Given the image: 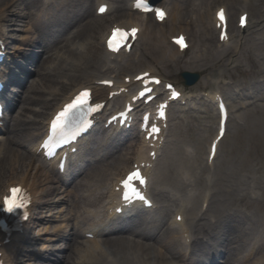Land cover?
Listing matches in <instances>:
<instances>
[{"label":"rangeland","instance_id":"obj_1","mask_svg":"<svg viewBox=\"0 0 264 264\" xmlns=\"http://www.w3.org/2000/svg\"><path fill=\"white\" fill-rule=\"evenodd\" d=\"M195 1L196 0L180 1L183 9V19L181 22L173 21L172 26L170 23L171 20L167 21L163 25L156 24L157 26L163 27L169 34L172 32L175 33L181 28H184L189 32V35L193 41V47L184 56H180L175 62L171 60L170 56H165L166 51L172 50V48L168 44L170 43V41L167 37L164 40V44L157 36L152 39L151 45L157 46L155 50H152V46L147 45L148 40L146 37L142 36L139 43V48H146L144 54L150 53L156 58L157 56L155 52L160 55L161 59L159 60L157 58V60L161 61L160 63H158V65L160 66V71L167 77H172L177 81H181L179 72L183 70L199 71L202 74L201 81L197 85L185 86L187 91L192 94V103L196 107L186 106V109L184 110H182V108L173 107L171 111V117L173 116V120H171V122H176V126L178 127V129L173 128L171 124L169 139L170 141H172L170 143H174L177 145L178 155L182 154L184 146H187V149L190 151L204 150V145L202 148L198 146L197 139L199 144L201 145V137H204L207 133L205 126H210L212 120H214V117L211 118L204 112H202L205 103L203 92L204 90L215 88V85L213 84L215 80L222 77L226 78V84L223 85L221 83L220 87L225 91V95L227 96V98H230L232 117L229 122L228 135L225 138L220 150L221 153L217 162V173H215L217 183L222 185V187L215 186L214 188L217 192V195L213 207V213L218 217L219 221L218 224L210 226V229L214 230L216 233V237L211 240L212 244L198 246L195 249L196 253L193 260L202 258L203 253H207L208 251H212L213 253L217 247L219 248L218 244L220 243V240L218 239V237H220L222 233L226 234V237L230 234L231 236L242 234V232L238 228H235V226L236 224L238 226H243L245 216H242V218L235 217L232 215L234 211H238L243 207L251 209L255 215H258V217L261 218L262 222L259 223V225L261 227H264V202H261V199L264 200V46L261 47L255 45L258 40L264 39V30L256 32V29L253 30V27L247 29L245 31V34H248L249 36L247 45L243 51V55H241L240 53L239 55L235 56V59L239 60L240 65L235 68L233 67L235 62H233V65L231 64L226 67L225 60L226 63H228L230 62L231 57L227 56L228 53H226L225 55H223L222 61L218 62L217 49L219 47L217 33H214L213 31L210 32L208 28H206L208 30L206 34H210L207 38H203V33H205V30L203 29L204 23L201 20L198 22V19H196L200 15V7L191 8ZM206 1L209 4L208 7L211 12L214 10L215 6L218 3L224 2L229 9L231 17L232 13H234L233 18L235 24L239 7L241 6V4H243L244 0H240V4H235L232 0H202V4L204 7H206V4L204 5V2ZM80 3H82L81 6L85 5V7H89V9L91 8V0H75V2H72V0H57L56 3L51 7L53 15V19L51 22L52 25L42 27L44 24L38 22L37 18L34 17L36 24L34 26L32 25L33 30L32 34H30L31 37L35 38L34 40L36 41L45 40V44H47V42L50 43L58 38L59 34L56 32V30L64 29L65 24L71 22L73 16L75 15L76 5L79 4L80 6ZM257 3L261 8L263 1L261 2L260 0H247V8L251 11L253 19H255L254 6H256ZM4 5L5 0H1L0 8H2ZM31 5L40 7V0H26L19 5H16V3H14V5L11 4V6L9 7V11L7 10L9 12L8 17L10 18H12L10 16V13H12L13 11H15L13 13H19V15L23 16H15V21L13 23L11 22V25L8 21L6 22L10 34L17 38L15 40L11 39V46L19 42L18 38L24 37L26 35L25 29L27 28L28 23L31 20L28 15V6ZM169 5L172 6V4ZM202 10H204V8ZM188 15H194V24L202 25L201 31L203 33H200L203 35V37L197 35L196 29L188 24V20L192 21V17H189ZM127 17H129V12L127 10H123L117 14H114L112 18H107L106 24L102 26L104 27L102 31H106L108 29V25H110L114 19L119 20ZM34 18L32 20H34ZM88 19L89 18H87V20ZM148 21L149 23L153 24L151 17L148 19ZM207 21H209V19L206 18L205 22L207 23ZM206 25L208 27L209 23H207ZM74 30L75 28L72 30V32ZM236 32L237 31H235L234 33ZM50 33H52V36H48ZM96 33L97 32H88L78 37L83 39L93 38L94 40L87 53L82 56L77 55L78 57H75L76 59H80L81 61L85 62L86 60H88L90 54L96 55L97 51L104 52L102 45L99 44V34ZM32 45H34L35 48H38L41 44L34 43ZM139 48L138 51L140 53ZM133 58L134 55H131L130 59L133 60ZM215 61L216 63H218L213 66V63ZM147 62L148 60L145 58L143 59V61L136 62L138 63V66L135 65L136 67L128 69V72L132 73L141 70L142 68H144L143 66ZM25 64L27 63L25 62ZM99 65H103V63H100ZM31 71H33V69ZM59 72L60 74L54 75V78L51 81L47 82L48 86L52 87L56 82L55 79H66L65 75L67 74L64 73L66 72V70H59ZM82 73V69H79L76 75L73 77V80H78V82L82 80ZM35 75L36 73L33 72L32 76ZM231 75L234 76V79H231ZM37 78L38 77L32 78L30 83L32 81L35 82ZM234 88H239V90L241 89L243 94L241 96L235 94ZM18 93H20L21 96L23 95L22 88H20V92ZM30 94L33 93L30 92ZM44 94L46 95V93L41 92L40 96ZM24 104V101H21L20 103L17 102V108L15 107V109L12 111L10 119H12V117L14 119V117L18 115L21 106H23ZM33 113L34 111L32 112V110H29L28 112L29 115H33ZM209 113H211L212 116V109ZM180 115H183L184 118H186L185 125L183 123L182 125L180 124ZM179 128L182 129L183 132ZM195 136L197 137L196 140L194 139ZM22 146L23 145H17L16 147L21 149ZM196 160L198 161V163H200L199 158L196 157ZM8 161H2L0 165V173L6 169ZM225 172L233 174V177L230 178L228 173ZM226 180L229 181L226 182ZM251 180H254L257 185L260 186V194L256 199L252 198L249 195L248 186L251 185V183L249 184ZM238 189H243L242 194L247 193V195H249L250 199L253 201L248 200V198L246 197L242 198L240 201H234L233 199L237 198V194L235 193H237ZM261 191L263 195H261ZM57 196L58 195L52 194L50 196V200L56 199ZM218 196L224 197L226 201L224 203H220L218 200ZM215 204L220 205V208L222 209L221 212L215 209ZM44 211L45 213H48L47 210ZM236 221L240 222L241 225ZM62 222L52 221L51 227L60 225L62 224ZM208 229L209 228L207 227V230ZM252 231L253 230L251 229L248 232V235H250ZM57 242L59 243V246L67 248L69 240H59ZM239 244L244 245L241 241H239ZM263 250L264 247L262 248V251ZM58 254L66 255L67 251L66 253H57L50 256L56 257V255ZM214 254L215 253H213V255ZM214 258L216 259L217 256L214 255ZM221 259L222 261L225 260V256L223 255ZM208 263L209 260H207V264ZM35 264L39 263H37L36 261Z\"/></svg>","mask_w":264,"mask_h":264},{"label":"bare ground","instance_id":"obj_2","mask_svg":"<svg viewBox=\"0 0 264 264\" xmlns=\"http://www.w3.org/2000/svg\"><path fill=\"white\" fill-rule=\"evenodd\" d=\"M1 1V0H0ZM26 0H5V5L1 8L0 11V37L4 38L7 42V45L9 46L10 38H15L13 35H11L6 28H3V21L7 20L8 22H14L15 16L23 17L19 15V13H10V17H8V11L11 4L16 5L21 4L22 2H25ZM126 0H123V2ZM181 0H170L169 4H172L170 7V16L172 18L171 25L174 22H181L183 19V9L180 4ZM72 2H75V0H72ZM76 4V3H75ZM82 3L76 5L75 8V15L73 16V19L71 20V23L67 25L65 28V32H70V28L74 26V28L77 27L76 32L74 34L84 35L88 32H98L102 31L104 27L103 25L106 24L107 18L97 19L92 18L89 21H85L86 17L89 15L87 8H82L84 6H81ZM206 4V7L200 6V15L196 19H198V22L201 20L204 23L203 29L205 30V33L201 31V24H194V20L190 21L188 20V24H190L192 27L196 29L197 35L200 37H203L201 33L204 34L203 38H207L210 33L206 34L209 30L210 32L213 31L215 26V12L213 15V19H211L212 13L208 7L207 1L204 2V5ZM204 8V10H202ZM8 10V11H7ZM14 14V15H12ZM133 16L130 17L128 20H123L121 22L124 25L131 26V25H140L141 23V35L143 37L147 38V45H151V41L153 38L158 36L162 43L164 44V40L162 39V36L160 35L158 29L151 25L147 19L144 18L145 14L139 13V15L131 14ZM149 15V14H147ZM145 15V16H147ZM261 10H259L258 16H256V22L257 25L260 27L256 28V32H260L264 28V18L260 17ZM31 20L28 23L27 28L25 29L26 35L21 39V44H15V46L12 48L10 57L11 60H13L14 57H19V53L25 54L23 50H20L17 47L27 48L29 47L27 43L29 41L31 42L33 39L30 38V34H32L33 26L36 24L35 19L32 20L34 17H29ZM209 19L207 23H209V26L207 27V23L205 22V19ZM100 20H104V23H100ZM211 20V24H210ZM33 25V26H32ZM214 25V26H213ZM215 27V28H214ZM208 28V30L206 29ZM111 27L107 30V32L101 33V38L110 32ZM64 32V33H65ZM201 32V33H200ZM71 37L70 34H67L65 38ZM87 39V38H86ZM63 40V39H62ZM84 40L82 38H78V40H75V42H70L69 47L66 51L62 52L59 56H57L56 61L58 62L54 67L50 75L47 77H41L38 82L40 83L38 86H30V90H32L33 94H25L22 96L21 100L25 101V105H23L20 109V112L17 116L12 117L13 121H10V124H7L5 126L6 131L9 129L11 130L16 138L12 139V153L14 154V158L11 160L9 165L7 166V170L5 171V175L0 173V188L3 186V189H0V194L3 192L4 187L7 183H22L24 185H29L34 190L35 194V204L33 206L34 212L39 211L43 203H46L45 197L47 196V193L53 192L54 190H59L58 182L59 180L57 177H54L47 171H45L42 166L34 160L32 155H29L26 152H21L17 148H15V145L18 144V142L22 139H26L28 143L38 141L41 136L45 133V120L50 117L49 114H52V112L55 110V108L64 100H67L70 96V94L73 92V90L88 86L92 84H97V80L107 78V76H103L101 73L103 70L109 71L112 70L110 67L111 62V55L107 52H99L97 51L96 55L89 56L88 60L81 61L80 59H76L75 57L82 56L86 54V52L89 50V48H86L84 50V43L81 41ZM58 41H61L58 39ZM41 42V41H40ZM43 43V42H41ZM71 44H73L71 46ZM50 44H48L49 46ZM227 45V44H226ZM256 46H264V39H260L255 43ZM71 46V47H70ZM157 46H152V50H155ZM16 50L14 51V49ZM178 50V48H177ZM18 51V52H17ZM84 51L83 53H80ZM230 49H224L217 51V59L218 62L222 61L223 55L227 52H229ZM152 52V51H151ZM176 52H179L176 51ZM176 52H171L169 54L170 56H174ZM156 53L157 58L160 60V55ZM78 55V56H77ZM122 54L117 56L116 58L120 57ZM163 59V58H162ZM166 60V59H165ZM217 62V63H218ZM100 63H103V65H99ZM109 63L108 66H106ZM129 63L135 64L134 61L129 60V58H126L124 61L125 65H128ZM216 61L213 63V66H215ZM125 65L120 67L121 72H128V69L125 67ZM167 66V64H166ZM237 68V67H236ZM70 69V70H69ZM79 69H82V75L83 79L78 82V80H73V77L76 75ZM153 72L155 71V68L153 66H149V68ZM59 70H66L67 75H65L66 79H55V84L51 87L47 85L48 81H51L54 78V75L60 74ZM69 70V71H68ZM113 72V71H112ZM111 74V73H110ZM126 75V74H125ZM134 76V75H133ZM118 83L122 85L124 83V77H121V80L117 79ZM76 84H74V83ZM134 84H137V82L133 81L129 84L130 86H133ZM27 87V86H25ZM97 88L98 93H103V95H107L109 90L111 88L108 87H102L95 85ZM41 92L46 93V95L40 96ZM37 94V95H36ZM61 101V102H60ZM29 110L32 112L34 111L33 115H29ZM51 112V113H50ZM41 118V119H40ZM39 121H41V125L39 124ZM173 128L178 129L176 126V122L172 124ZM4 129V128H1ZM180 129V128H179ZM182 132L183 130L180 129ZM39 137L37 140H33L35 137ZM214 137V136H213ZM196 136L194 139L196 140ZM129 139H126L125 141H128ZM27 143V142H26ZM146 141L142 140V145H145ZM197 143L199 145L198 139ZM25 144V143H24ZM210 145V143H209ZM175 149V153L172 150ZM127 154L120 155L118 154V157L115 158L112 163L109 165V168L112 169H118L127 159H128V150L127 147L124 149ZM169 150V151H168ZM173 152V153H172ZM36 160H38L37 155L34 156ZM188 166L183 165L180 162L179 155L177 152V145L174 144V146L171 147V145L166 146V153L162 157L159 167L156 170V185L157 184H167V183H174L177 182L181 186H185L187 183V180L189 178V171ZM103 168H100L102 170ZM227 173V172H226ZM230 178L233 177V174L228 173ZM191 179L193 181V184L195 183L197 177L196 174H191ZM74 181V180H73ZM102 182L100 174L96 173L94 175V179L90 182H78L76 187L73 191H75L77 195V189H79L81 186H85L84 192L86 190H92L94 186L97 185V183ZM99 190V187H96V190L93 191V194L91 196H80L77 201L75 202V208L79 210L84 205H90L93 206V203H95L97 200L100 199V193L101 191L97 193ZM66 196H63L60 199H63L65 201ZM62 201V202H63ZM173 205H177L174 203ZM99 206V205H97ZM48 206H45L44 208H47ZM53 207H50V210H52ZM215 209L219 212L222 211L220 208V205H215ZM75 209H72V211ZM71 210L66 206L63 208H60L58 211L54 213L49 214H42L40 216H33L32 220L30 221V224H28L27 227V234L28 229L33 230V226L31 224H34L37 222V225L39 224L38 220L41 221H49L47 218L49 216L58 218H63L65 220L71 219ZM56 213L61 214L62 216L55 215ZM201 211H190L188 215L189 224L191 225V228L193 230V233H196L194 230H200L202 233V227L207 225V222L198 221L196 218L199 216ZM34 219L37 221L35 222ZM260 221V219H259ZM258 222V221H257ZM67 223L62 224L60 226H57L54 228V233H57L59 238L67 239V238H73V240H77V237L74 238V234L72 232L68 233V224ZM140 223L134 222L135 226H138ZM253 227H256L252 224ZM49 227H45V232H49ZM256 230V229H255ZM41 231V230H40ZM39 233V232H37ZM143 234V232H142ZM24 235V234H23ZM26 235V234H25ZM241 238H244L245 242H242L244 245H240L238 242L241 240ZM31 237L28 238L30 240ZM37 240L41 239L43 240V247H45V244L51 243L53 240H56V237H37ZM220 240V246L221 250L219 252H223L222 254L226 255V259L223 262L224 264H264V253H262V248L264 247V234H257L253 233V237L250 236H244V237H237V236H229L226 234H223L218 237ZM33 240V239H31ZM13 242V241H11ZM4 243L0 241V253L2 255L0 258L6 257L12 264H22L20 263V259L18 255H21L20 249L25 246V241H20L17 243ZM145 241H140L138 239H133L130 237H117L110 240V250L111 254L102 252L103 250L99 252L90 251L87 252L86 248L82 249L78 253L77 260H90V264H172L171 261L169 263L168 260H171V258H175L173 261V264L176 263V260L179 259L181 256L177 253L179 249V238L175 231L167 230L165 231L164 235L161 237L154 238L152 243H144ZM236 243V244H235ZM235 244V245H234ZM15 247V248H14ZM234 250V251H233ZM219 252H214L218 254ZM72 254V253H71ZM212 251H208L205 255H202V258H198L196 260H193L194 256L192 255L189 259V262L186 264H207V260H211L214 257ZM229 257V258H228ZM72 258V256H71ZM70 258V260H71ZM70 260H67V255L64 258H58L56 263L57 264H66L69 263ZM237 261V262H236Z\"/></svg>","mask_w":264,"mask_h":264},{"label":"snow or ice","instance_id":"obj_3","mask_svg":"<svg viewBox=\"0 0 264 264\" xmlns=\"http://www.w3.org/2000/svg\"><path fill=\"white\" fill-rule=\"evenodd\" d=\"M143 3L145 5H148V0H138V6ZM145 10H151L150 6L145 7ZM106 11V6H101L99 8V12L100 13H104ZM157 12V15L159 18L163 19L165 13L163 12V10L160 9H156L155 10ZM219 18L221 19L222 22H226L225 21V16H224V11L223 9L220 10V12L218 13ZM246 22V14L244 17L241 18V23L244 24ZM115 31H119L122 35V37L124 36H128V35H135V33L138 31L137 29H132L131 32H127V31H123V30H119L116 29ZM222 39L226 38V32L224 34H222ZM178 43H182L183 42V38H179L177 40ZM109 47L112 48V44L111 42L109 43ZM113 50H117L115 48H113ZM175 95V93H174ZM89 96V92L88 90H84L83 92L80 93V95L75 99V101L69 105H67L65 107V109L59 113L56 117V119H54L52 121V129L53 131H56L58 128H60L62 130L63 125L59 124V121L61 120L62 117L67 118L68 114H69V110L71 109H76L80 106H82L83 104L87 103V101L84 99L85 97ZM154 131H158L156 129H154ZM222 135V133H221ZM133 176H135L137 179H139L141 182H143L142 177H140L139 171L137 170L135 173L130 174L129 179H131ZM125 185L127 186V181H124ZM11 196H6L4 198V205L6 206V211L8 212H13L15 209L17 208H22L24 207L23 202L20 200L19 197V193L22 191V189L18 188V187H13L11 190ZM142 198V197H141ZM125 199H129L128 195H125Z\"/></svg>","mask_w":264,"mask_h":264}]
</instances>
